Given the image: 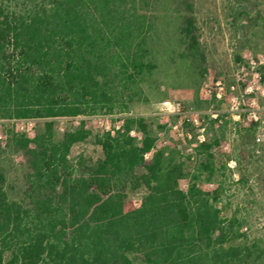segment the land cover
<instances>
[{
	"label": "trees",
	"instance_id": "1",
	"mask_svg": "<svg viewBox=\"0 0 264 264\" xmlns=\"http://www.w3.org/2000/svg\"><path fill=\"white\" fill-rule=\"evenodd\" d=\"M140 4L146 1L20 0L11 6L0 0V120L42 121L32 137L7 134L23 153L26 171L22 197L11 198L0 165V264L264 259V247L241 242L245 235L236 217L221 216L218 192L202 190L182 163L156 148L149 118L125 116L103 131L96 137L101 157L88 165L69 158L90 134L83 123L54 136L56 118L124 113L140 97V84L154 68L153 24ZM180 35L196 58L198 41L188 18ZM198 147L207 152L210 145ZM184 178L186 190L178 185ZM136 190L143 195L131 206Z\"/></svg>",
	"mask_w": 264,
	"mask_h": 264
},
{
	"label": "rangeland",
	"instance_id": "2",
	"mask_svg": "<svg viewBox=\"0 0 264 264\" xmlns=\"http://www.w3.org/2000/svg\"><path fill=\"white\" fill-rule=\"evenodd\" d=\"M145 1L140 6L153 24L154 68L140 84V97L127 103L124 113L88 111L56 118L54 136L83 123L90 134L71 148L69 158L88 165L101 157L96 137L103 131L119 126L125 116L149 118L156 148L164 147L182 163L202 190L218 192L216 206L223 218L236 217L245 235L241 242L264 247V0ZM186 18L197 37L196 58L182 43L180 27ZM163 101L178 102L179 110L169 113L160 107ZM125 105L126 97L118 106ZM41 123L0 120V165L11 198L22 197L26 161L7 134L32 137ZM200 143L210 145L207 152ZM188 183L181 179L179 188L186 190ZM142 195V190L133 191L130 205H137ZM262 263L264 259L254 264Z\"/></svg>",
	"mask_w": 264,
	"mask_h": 264
},
{
	"label": "built area",
	"instance_id": "3",
	"mask_svg": "<svg viewBox=\"0 0 264 264\" xmlns=\"http://www.w3.org/2000/svg\"><path fill=\"white\" fill-rule=\"evenodd\" d=\"M160 107L169 113H175L179 110L180 104L178 102L163 101L160 103Z\"/></svg>",
	"mask_w": 264,
	"mask_h": 264
}]
</instances>
